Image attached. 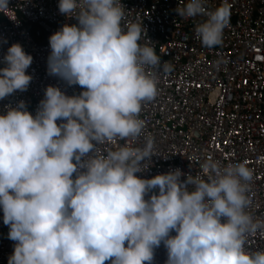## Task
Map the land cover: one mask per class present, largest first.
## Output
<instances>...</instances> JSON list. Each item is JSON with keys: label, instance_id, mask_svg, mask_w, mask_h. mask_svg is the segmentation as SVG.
<instances>
[{"label": "clouds", "instance_id": "9594fccd", "mask_svg": "<svg viewBox=\"0 0 264 264\" xmlns=\"http://www.w3.org/2000/svg\"><path fill=\"white\" fill-rule=\"evenodd\" d=\"M8 7L0 0V11ZM58 8L77 23L50 35L47 71L82 91L49 85L35 115L23 100L0 114V208L16 242L8 264H153L161 245L164 264H264V249H246L250 233L264 232V218L246 210L253 172L244 163L207 158L204 175L175 168L143 178L137 173L157 155L152 137L99 150L141 137L155 72L171 65L140 43L143 23L122 26L121 0H59ZM175 11L207 17L197 36L206 47L222 43L227 0L213 11L187 0ZM32 61L20 43L8 47L0 100L28 89Z\"/></svg>", "mask_w": 264, "mask_h": 264}, {"label": "built area", "instance_id": "2783aa9c", "mask_svg": "<svg viewBox=\"0 0 264 264\" xmlns=\"http://www.w3.org/2000/svg\"><path fill=\"white\" fill-rule=\"evenodd\" d=\"M121 2L125 5L122 26L143 23L146 30L140 43L153 47L162 64L171 65V71L155 72L157 95L142 104L139 118L145 126L141 137L136 141L116 139L99 145V150H115L129 142L142 146L146 137H152L157 155L151 157L144 172L137 173L143 178L175 168L204 175L201 165L207 158L222 167L244 163L253 172L246 210L254 219L264 218V0H227L230 21L222 43L213 47L204 46L195 31L207 17L176 14V8L187 0ZM222 3L205 0V7L213 11ZM58 4L59 0H9V7L0 11V61L17 42L33 57L26 70L32 76L28 89L0 100V114L5 105L16 106L23 100L35 115L49 85L68 95L82 91L79 85L69 86L47 71L50 35L65 23H77L75 17L60 13ZM2 213L0 208V264H8L14 249L7 245ZM246 249H264V232L250 233ZM166 258L161 245L153 264H164Z\"/></svg>", "mask_w": 264, "mask_h": 264}, {"label": "trees", "instance_id": "16d2710c", "mask_svg": "<svg viewBox=\"0 0 264 264\" xmlns=\"http://www.w3.org/2000/svg\"><path fill=\"white\" fill-rule=\"evenodd\" d=\"M2 217H3V213H2ZM3 230H4V234H5V236H7L8 235V232H9V226H7V225H5L4 223H3ZM8 237V236H7Z\"/></svg>", "mask_w": 264, "mask_h": 264}, {"label": "water", "instance_id": "95a60500", "mask_svg": "<svg viewBox=\"0 0 264 264\" xmlns=\"http://www.w3.org/2000/svg\"><path fill=\"white\" fill-rule=\"evenodd\" d=\"M15 241H12V240H10L9 238H8V243H7V245H8V247L9 248H11V249H14V245H15Z\"/></svg>", "mask_w": 264, "mask_h": 264}, {"label": "rangeland", "instance_id": "374dc122", "mask_svg": "<svg viewBox=\"0 0 264 264\" xmlns=\"http://www.w3.org/2000/svg\"><path fill=\"white\" fill-rule=\"evenodd\" d=\"M8 236V235H7Z\"/></svg>", "mask_w": 264, "mask_h": 264}]
</instances>
